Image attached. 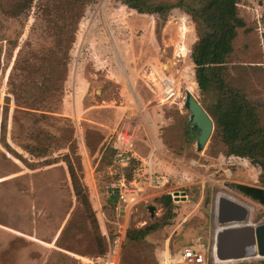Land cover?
<instances>
[{
  "label": "rangeland",
  "instance_id": "rangeland-1",
  "mask_svg": "<svg viewBox=\"0 0 264 264\" xmlns=\"http://www.w3.org/2000/svg\"><path fill=\"white\" fill-rule=\"evenodd\" d=\"M123 1L96 0L84 7L48 107L14 121L11 91L20 83L32 85L18 65L50 47L47 13L58 9L54 0H0V264H100L108 238L124 222L111 198L112 184L122 176L132 179L140 168L139 181L145 182L151 167L168 182L148 190L125 220L127 230L165 224L142 240H127L121 264H159L163 247L177 249L194 239L213 252L220 191L254 206L252 222H264V204L234 186L264 187L260 167L229 155L214 132L197 149L184 104L188 85L201 103L205 99L191 58L199 39L192 18L179 8L166 17L140 13ZM238 6L246 26L238 30L223 74L257 103L264 124V0H239ZM178 44L186 47L182 56ZM153 71L174 77L177 97L158 101L147 78ZM4 105L9 120L2 131ZM123 124L134 134V157L126 164L109 150ZM66 153L81 164L89 209L75 195ZM167 194L171 209L163 201ZM210 264H264V257L227 263L211 258Z\"/></svg>",
  "mask_w": 264,
  "mask_h": 264
},
{
  "label": "trees",
  "instance_id": "trees-1",
  "mask_svg": "<svg viewBox=\"0 0 264 264\" xmlns=\"http://www.w3.org/2000/svg\"><path fill=\"white\" fill-rule=\"evenodd\" d=\"M94 1L96 0H62L60 5L55 0L51 2V5H55L58 9L54 14L47 13L48 23L51 24L50 30L53 29L50 33L53 42L51 40L48 49L38 48L39 51L37 50L34 56L25 57L23 65H18L20 73L29 79L32 85L24 82L12 89V97L17 102L14 121L19 120V117L28 120L30 111H44V108L48 107L50 98L55 92L53 87L59 79L60 64L63 63L65 66L70 56L76 37V25L80 17H84V7ZM123 3L140 13H156L164 17L171 10L179 8L192 18L199 39L192 46L191 58L195 64L196 82L205 97L201 104L215 122L213 138L219 139L233 158L251 159L253 164L260 167V177L264 182V124L260 119L259 107L241 89L229 85L223 74L227 59L234 51L238 30L246 26L245 20L239 13V0H177L175 2L124 0ZM2 110V131H4L9 120V107L4 105ZM43 111L41 115L47 117L48 114ZM109 150L115 156L116 150L113 145ZM64 157L69 167L75 195L86 209L91 208L88 188L80 172L81 164L74 163L70 153L64 154ZM141 170V168L137 169L133 178L139 175ZM111 198L116 207L118 196L112 193ZM163 201L168 209L174 207L171 194L165 195ZM164 224L165 222L154 223L128 230L127 240H142ZM107 252L108 247L103 249L102 255Z\"/></svg>",
  "mask_w": 264,
  "mask_h": 264
},
{
  "label": "built area",
  "instance_id": "built-area-1",
  "mask_svg": "<svg viewBox=\"0 0 264 264\" xmlns=\"http://www.w3.org/2000/svg\"><path fill=\"white\" fill-rule=\"evenodd\" d=\"M147 78L149 86L160 103L169 101L173 96L177 97L173 78H169L166 74L160 75L154 71ZM112 145L116 150L115 158L119 163L126 164L134 157V134L125 124L120 127ZM146 171L147 179L145 182L139 181L138 175H135L131 180H127L122 176L119 181L112 184L111 191L119 198L116 208L119 215L123 212L124 214L129 213L141 202L148 190L160 188L168 182L165 174H156L151 167L147 168ZM124 233L125 230L118 229L115 236L108 238V253L97 258L100 264H121L125 240ZM214 256H216L215 250L211 252L201 239H194L175 251L169 246L163 247L159 264H210L211 258L215 260ZM220 263H227V261H221Z\"/></svg>",
  "mask_w": 264,
  "mask_h": 264
},
{
  "label": "water",
  "instance_id": "water-1",
  "mask_svg": "<svg viewBox=\"0 0 264 264\" xmlns=\"http://www.w3.org/2000/svg\"><path fill=\"white\" fill-rule=\"evenodd\" d=\"M184 104L190 112L188 123L198 135L197 149L201 151L215 130V122L198 98L189 91L186 92ZM234 186L264 204V187L247 184ZM150 211L154 215L153 206ZM215 218L216 224L222 226L215 234V251L220 260L233 262L264 257V222H252L250 209L245 204L222 196L217 202Z\"/></svg>",
  "mask_w": 264,
  "mask_h": 264
},
{
  "label": "bare ground",
  "instance_id": "bare-ground-1",
  "mask_svg": "<svg viewBox=\"0 0 264 264\" xmlns=\"http://www.w3.org/2000/svg\"><path fill=\"white\" fill-rule=\"evenodd\" d=\"M179 31V30H178ZM179 35H181V34H179ZM180 39V38H179ZM180 43V42H179ZM185 50H186V47H185V45H182V44H178L177 45V49H176V51H177V53H178V55H180V56H182V55H184L185 54ZM173 79H174V77H173ZM186 89H187V91H189L190 93H192L193 92V88L190 86V85H188V86H186ZM193 94V93H192ZM176 95L178 96V92L176 91ZM170 101V100H169ZM222 196H225V197H230V198H232V196H230V194H228V193H226V192H224V191H220V192H218V194H217V198H216V206H217V202H218V199L220 198V197H222ZM233 199V198H232ZM245 200V199H244ZM241 201V200H240ZM253 205V204H252ZM250 210H252L253 209V207L251 206V205H246ZM217 225V228H216V230H215V232H217V230L218 229H220L222 226L220 225V224H216ZM213 250H215V242H214V245H213ZM252 250V249H251ZM214 258H215V261L216 262H221L222 260H220L217 256H214Z\"/></svg>",
  "mask_w": 264,
  "mask_h": 264
},
{
  "label": "crops",
  "instance_id": "crops-1",
  "mask_svg": "<svg viewBox=\"0 0 264 264\" xmlns=\"http://www.w3.org/2000/svg\"><path fill=\"white\" fill-rule=\"evenodd\" d=\"M139 204V203H138ZM137 204V205H138ZM117 205H118V203H117ZM136 205V206H137ZM135 206V207H136ZM134 207V208H135ZM116 208H117V206H116ZM133 208V209H134ZM133 209L129 212V213H126V214H124L123 215V218L117 213V216H118V218H122V220H124V222H122V223H120L119 224V226H118V229H122V230H125V233H124V236H125V240H124V244H125V242H127V227H126V222H125V220H127L129 217H130V214H131V212L133 211ZM117 212V211H116ZM124 244H123V246H124ZM121 257H122V255H121Z\"/></svg>",
  "mask_w": 264,
  "mask_h": 264
}]
</instances>
